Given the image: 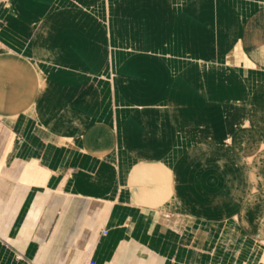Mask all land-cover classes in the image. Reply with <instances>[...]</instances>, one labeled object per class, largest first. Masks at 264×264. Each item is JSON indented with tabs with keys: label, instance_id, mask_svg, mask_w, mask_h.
Segmentation results:
<instances>
[{
	"label": "crops",
	"instance_id": "obj_1",
	"mask_svg": "<svg viewBox=\"0 0 264 264\" xmlns=\"http://www.w3.org/2000/svg\"><path fill=\"white\" fill-rule=\"evenodd\" d=\"M214 148L263 167L188 205ZM228 221L263 264L264 0H0V264H231Z\"/></svg>",
	"mask_w": 264,
	"mask_h": 264
},
{
	"label": "rangeland",
	"instance_id": "obj_2",
	"mask_svg": "<svg viewBox=\"0 0 264 264\" xmlns=\"http://www.w3.org/2000/svg\"><path fill=\"white\" fill-rule=\"evenodd\" d=\"M214 111L217 112L216 108L212 107L202 109L201 118H203L205 121L210 120V125L212 126V128L218 131L219 129L223 128V117L220 116L219 113H217L216 115ZM172 151L173 150H169V153H171ZM213 151L215 152L216 161H219L220 163V167L216 169L218 176H215V180H209V183L213 182L211 184H215L216 191H213L214 193H211L212 199L207 201L208 196L206 195V193L196 191L192 188L191 185L195 182V178H192L191 175L188 176L189 174H185L184 200L188 205H190V202L193 203L196 201H198L203 206L205 204L208 205L209 202H212L218 207H226L231 205L235 200L240 199V195L238 192H232L231 194L226 193L224 192V189L229 185H231L233 188L239 189V186L242 184L256 181V172L263 167V165L260 166L258 163L251 164V162H249L246 157L245 158L246 160H248V162H244V158L242 159L243 154H240V152L230 151V153L227 154L221 152L217 148L210 150V152ZM203 152V150H200L198 156L202 157ZM238 158H241L243 162H240ZM187 160L193 161L191 157ZM200 182L202 181L200 180L199 183ZM235 213L239 214V206L236 207ZM231 215L232 214H229L228 219L231 217ZM235 221H237V219ZM244 231H246L249 235L248 230L244 229ZM246 236L247 235L243 232L239 224H235L232 221L228 224L223 223L217 226H213L211 230V237L215 238V245H213L214 251L220 254H225L226 260L231 261V264H256V261L246 260L252 257L256 260L257 251H252V249H256L261 246L251 240H248V242H252V245H245L244 242H247L245 240V238H247ZM240 250L243 251L241 252ZM246 250L249 251L248 256H246L245 254ZM261 252L262 251H258V254H262ZM251 254L253 256H251ZM241 256L244 259V262L242 263L240 262ZM260 260L264 261V256L260 257Z\"/></svg>",
	"mask_w": 264,
	"mask_h": 264
},
{
	"label": "built area",
	"instance_id": "obj_3",
	"mask_svg": "<svg viewBox=\"0 0 264 264\" xmlns=\"http://www.w3.org/2000/svg\"><path fill=\"white\" fill-rule=\"evenodd\" d=\"M89 263H90V264H94V262H92V261H90Z\"/></svg>",
	"mask_w": 264,
	"mask_h": 264
}]
</instances>
